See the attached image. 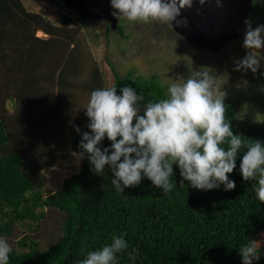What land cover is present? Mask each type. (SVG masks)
Instances as JSON below:
<instances>
[{"label":"trees","instance_id":"trees-1","mask_svg":"<svg viewBox=\"0 0 264 264\" xmlns=\"http://www.w3.org/2000/svg\"><path fill=\"white\" fill-rule=\"evenodd\" d=\"M52 1L62 8L60 19L65 26L74 22L82 27L96 23L82 19L76 12L66 9L63 3ZM8 5V0H0V70L10 69L12 55L9 48L23 58L24 67L15 80L11 82L6 76L0 84V91H4V95L0 92V147L10 145L12 149L0 155V237H11L15 224L29 232L23 231L13 243L15 248L13 246L10 253L9 264H74L83 259L87 251L99 249L110 243L113 235L122 234H126L128 248L117 254L118 264H242L239 248L264 234V203L259 202L253 187L257 181H245L240 173L239 164L247 149L239 151L236 168L229 174V179L236 185L234 190L226 191L223 185L218 189L199 190L187 181L181 185L179 167L173 165L171 181L177 186L171 191L163 192L144 177L138 185L125 188L122 193L111 183V168L106 166L103 174H95L87 154L81 159L79 170L66 176L58 189L48 192L43 189V175L39 170L49 161L58 135L63 136L60 129L62 115L58 117L61 105L72 106V102L70 97H56L55 91L51 96L52 90L43 88L41 81L47 80V86L52 85L54 90L57 70L51 71L49 65L36 58L44 54L42 48L50 40L65 44L64 31L53 27L39 13L22 11L21 7L13 13L3 10ZM14 13L17 18H13ZM104 21L106 28L111 30ZM37 28L51 32V38L35 37ZM116 30L125 36L120 22ZM67 50L69 44L65 52ZM33 65H36L35 70ZM110 67L112 84L109 87H116L117 94H122V87H132L144 97L140 107L165 97L166 88L157 76L144 78L135 75L133 70L121 75ZM29 81L31 84L27 85ZM7 104L13 112L7 117L21 120L18 129L3 121ZM23 109L27 110V115L19 118ZM45 110L50 111L48 120L52 122L40 131L36 130L37 126L32 129L31 125L40 123L34 117ZM225 115L233 133L243 136L246 143L255 140L264 143V119L237 132L232 103L226 104ZM89 123L71 134V150L82 151L79 144L82 134L90 132ZM14 136L28 148L25 153L12 142ZM98 146L110 148L111 141L105 137ZM34 163L39 176L37 181L36 174L31 176L23 170ZM52 208L63 216L58 225L60 236L40 249L37 238L31 233L39 228L46 211ZM258 249L260 259L253 264H264V245ZM130 254L136 256L134 261L129 258Z\"/></svg>","mask_w":264,"mask_h":264},{"label":"clouds","instance_id":"clouds-1","mask_svg":"<svg viewBox=\"0 0 264 264\" xmlns=\"http://www.w3.org/2000/svg\"><path fill=\"white\" fill-rule=\"evenodd\" d=\"M112 15L129 22L169 24L180 15V10L190 8L193 0H110ZM206 0H199L203 5ZM218 7L221 0H215ZM177 25L186 21H176ZM243 47L245 57L236 61L235 71L260 68V50L264 49V24L253 28L246 20ZM211 69L202 68L179 82L168 85L164 98L143 105L142 95L129 86L93 90L85 107L90 132L82 134L79 144L83 158L87 154L95 174L101 175L105 167L111 168L112 185L118 192L138 185L146 177L152 184L169 192L173 165H178L183 181L199 190H234L235 182L229 179L236 168L239 151L247 149L239 164L245 181L255 179L256 197L264 203V143L259 140L245 142L243 136L234 134L226 119L225 93L216 83ZM76 131L80 129L77 127ZM107 137L110 148L99 147ZM227 145V147H224ZM111 153V154H109ZM124 235H113L110 243L87 251L85 257L74 264H118V253L128 244ZM242 264H253L260 259L257 242L240 248ZM13 251L5 237H0V264H9ZM135 260L136 256L130 254Z\"/></svg>","mask_w":264,"mask_h":264},{"label":"rangeland","instance_id":"rangeland-1","mask_svg":"<svg viewBox=\"0 0 264 264\" xmlns=\"http://www.w3.org/2000/svg\"><path fill=\"white\" fill-rule=\"evenodd\" d=\"M8 1L10 5L3 7V10L13 13L18 12L21 7L22 11L39 13L44 16L45 21L53 24V27H59L64 31L65 44L59 40H50L42 48L44 54H38L36 58V60L40 59L42 64L49 65L48 68L51 71L57 70L54 90L51 89L52 85L47 86L45 83L47 80L41 81L43 88L52 90L50 91L51 96L55 91L56 97L64 99L70 97L72 102V106L63 103L61 105L58 117L62 115L60 121L63 123L60 129L63 130V136L58 135V139L53 144V152L49 157L50 162H45L46 164H43L39 170L40 175H43L41 185L47 192L58 189L66 176L79 170L82 158L79 157V152L71 150L69 139L77 127L81 129L89 122L85 107L93 91L92 87L100 83L94 89L96 90L112 84L110 66H113L121 75L129 70H133L135 75L144 78L155 75L165 86L166 92L169 84L187 79L202 68L211 69L217 77L216 83L221 87L220 90L225 93V106L229 103L234 105L237 132L248 128L253 123L258 124L264 119V59L260 60L261 66L256 73L250 69L247 71L234 70L235 62L245 57L248 52L243 47L245 23L240 28L237 38L224 43L219 51H211L202 47L189 46L182 36L171 29L169 24L159 22L144 24L129 22L121 18L119 22L125 34L122 36L116 29H107L104 20L96 21L95 24H87L84 27L76 22L65 26L60 19L62 8L52 0ZM56 1L62 3L61 0ZM7 18L9 20L10 16L7 15ZM13 18H17L15 13ZM247 20L251 22L253 28L264 24V0H252ZM51 34V32L46 33L43 28H37L34 31V36L43 40L50 39ZM68 44L69 50L65 52ZM9 52L12 55L10 69L0 70V84L6 76L11 82L15 80L20 75L21 68L24 67L23 58L10 48ZM260 55L264 56V49L260 50ZM32 67L36 69V65ZM95 76H98V79ZM29 84H31L30 81L27 85ZM0 92L4 95V91ZM5 110L7 114H2L3 121L7 126H17L18 129L21 120L12 116L7 117L8 114H12L9 104L6 105ZM49 113V110L38 113L34 120L40 123L31 125L32 129L37 126L36 130L40 131L44 125H49L52 122L48 120ZM19 114L21 115L19 118H25L27 110L23 109ZM141 114H143V106ZM12 142L19 146L18 150L21 153L28 150L17 136L12 138ZM10 150H12L10 145H3L0 147V155L9 153ZM61 151L64 153L60 154ZM23 170L31 176L36 174L35 179L39 180L36 163ZM62 217L61 213L59 214L54 208L46 211L39 228L31 233L37 238L40 249L46 248L58 239L60 236L58 225ZM23 231L21 226L15 224L13 235L5 237L12 248L13 246L15 248L13 243ZM256 242L257 247L263 246L264 234Z\"/></svg>","mask_w":264,"mask_h":264},{"label":"water","instance_id":"water-1","mask_svg":"<svg viewBox=\"0 0 264 264\" xmlns=\"http://www.w3.org/2000/svg\"><path fill=\"white\" fill-rule=\"evenodd\" d=\"M66 9L76 12L84 20H106L115 30L119 20L112 15L114 9L110 0H61ZM218 7L215 0H206L201 5L193 0L190 8L180 10L171 29L182 36L193 47L219 51L227 41L238 37L240 28L247 20L252 0H221Z\"/></svg>","mask_w":264,"mask_h":264},{"label":"crops","instance_id":"crops-1","mask_svg":"<svg viewBox=\"0 0 264 264\" xmlns=\"http://www.w3.org/2000/svg\"><path fill=\"white\" fill-rule=\"evenodd\" d=\"M13 113V112H12Z\"/></svg>","mask_w":264,"mask_h":264}]
</instances>
